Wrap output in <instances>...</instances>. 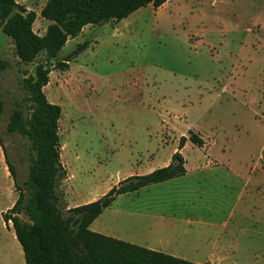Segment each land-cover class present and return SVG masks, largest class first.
Instances as JSON below:
<instances>
[{
	"label": "rangeland",
	"instance_id": "1",
	"mask_svg": "<svg viewBox=\"0 0 264 264\" xmlns=\"http://www.w3.org/2000/svg\"><path fill=\"white\" fill-rule=\"evenodd\" d=\"M46 1L17 0L36 13L40 36ZM14 50L0 31V59L10 65L0 72V140L19 185L32 151L5 127L26 95L22 79L46 64L43 91L62 112L56 192L64 217L128 177L167 166L185 137L184 176L118 196L90 230L197 264H264V0H169L86 26L56 59L42 52L24 65ZM10 176L0 147V264H24L1 216L18 197Z\"/></svg>",
	"mask_w": 264,
	"mask_h": 264
},
{
	"label": "trees",
	"instance_id": "2",
	"mask_svg": "<svg viewBox=\"0 0 264 264\" xmlns=\"http://www.w3.org/2000/svg\"><path fill=\"white\" fill-rule=\"evenodd\" d=\"M169 0H47L40 16L49 21L45 34L33 31L36 13L17 0H0V31L14 44L18 62L31 64L44 52L56 59L68 40L77 37L86 26L109 21L119 22L137 10L151 5L157 9ZM86 49L82 43L58 69ZM0 59V72L9 68ZM50 69L46 64L36 67L34 75L24 77L25 97L9 113L8 133L28 140L32 156L27 179L19 185L14 166L8 160L0 140L7 169L18 192L13 206L2 213L6 227L11 224L15 240L22 249L24 264H197L174 256L104 236L90 230V225L118 196L138 192L150 185L163 183L186 174L185 159L180 151L186 138L181 137L170 163L148 174L131 176L112 187L96 201L68 210L64 217L58 209L57 182L63 174L60 162L59 120L61 107L50 103L44 87L49 83ZM4 102L0 96V116ZM196 147L203 141L194 133L188 139ZM24 214L28 220L20 218Z\"/></svg>",
	"mask_w": 264,
	"mask_h": 264
},
{
	"label": "crops",
	"instance_id": "3",
	"mask_svg": "<svg viewBox=\"0 0 264 264\" xmlns=\"http://www.w3.org/2000/svg\"><path fill=\"white\" fill-rule=\"evenodd\" d=\"M92 225V224H91ZM91 225H90V228H91ZM15 237V236H14ZM148 249V248H147ZM214 252L216 251V253L218 254V255H221V254H225V252L223 251V250H220V248H218L217 247V245H216V247L214 248V250H213Z\"/></svg>",
	"mask_w": 264,
	"mask_h": 264
}]
</instances>
